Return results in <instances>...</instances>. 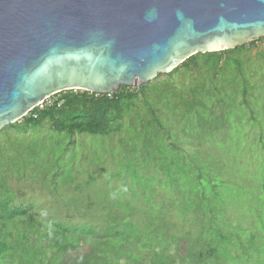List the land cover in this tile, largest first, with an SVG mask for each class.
I'll list each match as a JSON object with an SVG mask.
<instances>
[{"label":"rangeland","instance_id":"rangeland-1","mask_svg":"<svg viewBox=\"0 0 264 264\" xmlns=\"http://www.w3.org/2000/svg\"><path fill=\"white\" fill-rule=\"evenodd\" d=\"M243 45L214 77L192 65L142 84L109 133L0 130V178L35 219L24 244L46 234L52 264H264V36Z\"/></svg>","mask_w":264,"mask_h":264},{"label":"water","instance_id":"water-1","mask_svg":"<svg viewBox=\"0 0 264 264\" xmlns=\"http://www.w3.org/2000/svg\"><path fill=\"white\" fill-rule=\"evenodd\" d=\"M264 36V0H0V129L65 90L140 86Z\"/></svg>","mask_w":264,"mask_h":264},{"label":"trees","instance_id":"trees-1","mask_svg":"<svg viewBox=\"0 0 264 264\" xmlns=\"http://www.w3.org/2000/svg\"><path fill=\"white\" fill-rule=\"evenodd\" d=\"M244 47L245 45H240L228 50L206 52L203 54L197 53L190 56L172 71L167 73V76L173 75L183 67L186 70H191V66L194 65L195 69H198L199 66H201L204 74H209L214 77L218 72L224 70V67L231 61L234 63V65H239L240 62L238 60L234 58L232 59V57L228 55L237 49H244ZM243 80L245 82V79ZM144 88L145 85L133 87L119 86L118 89L109 96L106 94L96 95L95 93L81 90L61 91L55 94V96H58L59 98V106H57V103H55L51 106H45L42 109L35 107L17 122L4 127L26 132L28 127H39L44 121H48L50 129L56 132L66 131L68 133L77 132L80 134H106L111 131L113 124L123 121L127 114L131 117L133 114H138V111H140V106H138L137 103L140 102L139 100H141V102L144 100ZM240 95L244 98V88L241 90ZM4 127H2L0 130H2ZM7 174L8 173L6 172L5 176L0 178V264L54 263L53 259L56 257L55 255H51L49 257L45 256V253L48 251L47 245H45V242L48 239L46 234H39L37 240L40 248L43 249L42 256L38 253L39 246H33L31 245V242H28V245H25L23 241H27L26 235H18L17 230L20 224H23L24 221L27 224H32L35 219L32 218V214L31 217L30 214L27 213L26 207H18L13 205V191L6 183ZM71 183V181L66 182L65 185ZM213 187L216 188V186ZM201 197H203V193ZM133 210H128L125 215L122 216L115 224H142V221L146 220V213L144 209L140 211L144 215V218L135 221L131 219L132 214L129 213ZM199 212L202 213L203 210L200 209ZM202 216L207 217L204 214H202ZM64 223L71 224L63 220H56L53 224ZM77 224L94 223L86 221ZM149 224L166 223L163 218L159 217L157 219L150 218ZM220 232L223 236L221 239V244H224V242L226 243L227 236L224 231ZM31 233L34 234L35 232ZM239 237L240 236H238V238ZM239 245L242 246L243 244L240 243ZM141 247L145 248L144 246ZM71 250L72 248L69 249V251ZM21 251H24L29 255L28 260L17 258V253ZM65 252L66 251H61V257H59L60 260L58 259L55 264H60L62 255ZM172 262H174V260H172ZM200 262L203 261L200 259ZM110 263H113V260ZM75 264H89V262L84 259L83 261H76Z\"/></svg>","mask_w":264,"mask_h":264},{"label":"built area","instance_id":"built-area-1","mask_svg":"<svg viewBox=\"0 0 264 264\" xmlns=\"http://www.w3.org/2000/svg\"><path fill=\"white\" fill-rule=\"evenodd\" d=\"M73 90H76V89H73ZM81 91H83V90H81ZM88 92V91H87ZM59 93V92H58ZM92 93H95V92H92ZM113 93V92H112ZM112 93H108V94H106V95H111ZM55 94H57V93H55ZM55 94H53V95H55ZM96 95L97 94H101V93H95ZM53 95H51V96H49V97H47V98H45L43 101H41L37 106H35L36 108H38V109H42V108H44L45 106H51V105H53V104H55V103H57L56 105L57 106H59L60 105V102L58 101V96H55V97H53ZM52 97V98H51ZM34 107V108H35ZM29 112V111H28Z\"/></svg>","mask_w":264,"mask_h":264}]
</instances>
